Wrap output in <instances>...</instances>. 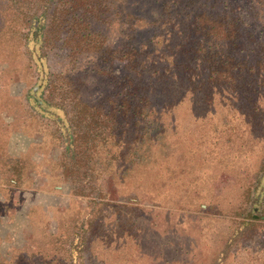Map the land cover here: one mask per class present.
Returning a JSON list of instances; mask_svg holds the SVG:
<instances>
[{
	"label": "rangeland",
	"instance_id": "obj_1",
	"mask_svg": "<svg viewBox=\"0 0 264 264\" xmlns=\"http://www.w3.org/2000/svg\"><path fill=\"white\" fill-rule=\"evenodd\" d=\"M223 2L229 8L219 7L217 17L242 18L233 27L231 56L245 60L247 71L260 67L259 74L249 71L228 87L264 90V6ZM37 7L18 9L12 0H0V264H264V114L233 115V101L220 95L212 105L202 94L188 96L177 106L173 126L168 114L156 125L175 130L159 140L163 145L147 151L143 145L140 159L133 157L136 146L123 150L108 132L90 151L82 139L84 150L75 158L67 152L72 142L65 124L81 137L91 130L88 120L79 125L74 119L81 110L72 109L79 99L74 92L79 89L83 103L116 114L119 81L133 74L117 60L116 48L129 40L97 24L105 47L97 50L90 38L77 48L71 36L63 44L66 36L55 24L54 40L43 48L31 22L17 19L21 10L27 15ZM220 38L218 46L224 45ZM154 42L150 49L162 50L161 40ZM220 71L216 81L225 80ZM46 78L54 85L46 88ZM39 83L44 87L38 90ZM42 91L63 110L37 107ZM134 105L117 124L111 117L104 126L117 127L122 142L133 139L134 127L155 122L152 114L133 118ZM75 235L80 241L70 250Z\"/></svg>",
	"mask_w": 264,
	"mask_h": 264
},
{
	"label": "trees",
	"instance_id": "obj_2",
	"mask_svg": "<svg viewBox=\"0 0 264 264\" xmlns=\"http://www.w3.org/2000/svg\"><path fill=\"white\" fill-rule=\"evenodd\" d=\"M12 2L18 9L20 6L27 7L28 4L33 3L38 6L33 13L27 15L21 10L17 19L24 23L31 22L34 29L33 36L39 34L37 37L42 38L39 43L43 48L49 44V40H54L49 37L53 35L50 28L55 24L60 28L58 33L66 36L63 44H66L68 37L71 36L76 38L72 41L76 43L77 48H81L82 44L85 47L90 38H95L91 43L95 44L97 50L100 51L105 47L106 40L103 38L107 37L102 30L97 29V24H105L117 31L118 37L120 35V38L129 40L127 44L123 39L121 46L116 48L117 60L127 64L128 69L133 73L119 81L120 93L117 95L119 110L116 114L110 113L112 115L110 116L109 113L83 103L79 89L74 92L76 94L74 98L79 99H73L77 100V103L72 109L81 108L73 115L74 119L79 125L83 122L87 123L88 120L91 130V136L81 137L82 132L78 135L74 133L72 127L65 124L64 128L69 131L72 142L70 147H67V152L74 154L75 158L81 155V150H84L78 145L82 139L87 138L86 144L89 146L91 143V147L88 148L90 151L99 145L96 139H100V136H105L108 132L107 136L111 139L118 138L116 144L124 145L123 150L127 146H136L133 157L134 160L140 159L143 145H145L144 151L156 142L163 145L164 142L159 140L165 138L170 130H175L169 125L162 128L160 123L158 127L156 125L164 115L168 114L172 117L170 125L173 126L177 106L188 96L194 99L197 94H202L201 100L212 105L215 97L220 95L233 101V115L258 118L264 114V107L260 104L264 90L249 86L240 89L228 87L230 82L232 84L245 79L249 71L259 69L256 75L259 74L260 67L249 66L247 71L248 63L245 60L235 61V57L231 56V48L236 47L237 40L233 38L237 33L233 27L241 23L242 18L235 20L229 13L217 17L213 12L219 7L229 8L223 0H12ZM256 2L264 6V0H255ZM153 31L158 32L151 35ZM14 33L21 38L25 35L18 31ZM218 34L222 37L220 40L224 41L222 46L217 45ZM149 36L152 39H149ZM155 38L161 40L163 46L158 52L150 49L155 43ZM174 38L182 39L180 43L174 44ZM232 39H235L234 42ZM107 47L104 53L110 51L109 46ZM240 51L242 52L243 49ZM108 58L107 55L105 59ZM218 69L225 77L224 81H216L214 78ZM149 76L156 80L147 81ZM48 79L44 81L48 82L46 88L54 85V81ZM220 81L222 83H218ZM216 84L220 88L216 87ZM36 87L39 90L44 86L43 83H39ZM43 93L42 91L35 98L37 107L39 106L42 111L52 107L63 110L60 104H53V100L44 99ZM63 102H68V99H63ZM133 103H135L131 111L133 118L138 119L142 116L146 118L152 114L155 122L150 124H154L151 127H134L133 139L126 138L122 142L123 138L117 136L119 131L117 127L104 126L114 120L111 117H115L117 124L118 116H127L129 112L124 110L130 109ZM211 113L207 112L205 115ZM65 115L68 117L69 114L65 113ZM61 119L65 122L64 118ZM68 121L70 123V119ZM124 134L125 130H122L121 135ZM145 137H147L146 142ZM261 140L264 141V138ZM123 156L124 153L122 158ZM75 238L74 246H71L70 250H74L79 244L80 237L75 235Z\"/></svg>",
	"mask_w": 264,
	"mask_h": 264
}]
</instances>
